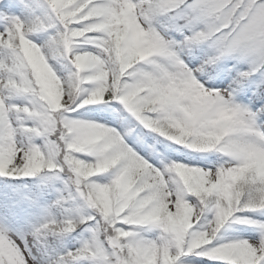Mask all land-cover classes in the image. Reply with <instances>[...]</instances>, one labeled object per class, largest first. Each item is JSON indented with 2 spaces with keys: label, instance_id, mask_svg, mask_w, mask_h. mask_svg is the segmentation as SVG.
I'll list each match as a JSON object with an SVG mask.
<instances>
[{
  "label": "snow or ice",
  "instance_id": "1",
  "mask_svg": "<svg viewBox=\"0 0 264 264\" xmlns=\"http://www.w3.org/2000/svg\"><path fill=\"white\" fill-rule=\"evenodd\" d=\"M0 264H264V0H0Z\"/></svg>",
  "mask_w": 264,
  "mask_h": 264
}]
</instances>
